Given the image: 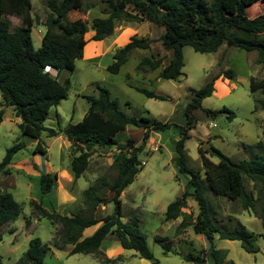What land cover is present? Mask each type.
I'll list each match as a JSON object with an SVG mask.
<instances>
[{
    "label": "trees",
    "instance_id": "trees-1",
    "mask_svg": "<svg viewBox=\"0 0 264 264\" xmlns=\"http://www.w3.org/2000/svg\"><path fill=\"white\" fill-rule=\"evenodd\" d=\"M77 0H59L48 3L50 12L44 22L41 45L33 46L31 30L33 18L30 14L31 0H0V97L1 104L10 107L13 114L20 119L18 127L22 136L35 140L33 153L45 154L40 135L48 137L61 132L69 140L70 172L74 179L80 177L87 169L93 149L97 147H114L111 167L115 176L109 179L105 174L95 179L82 191V207L70 214H61L45 209L40 202L30 200L36 217H44L53 225L55 233L50 243L43 242L39 237L28 241L26 250L19 260L13 264H44V257L50 247L63 249L69 245L68 254L92 255L102 263H109L108 258L100 256L99 247L108 234L117 238L120 247L134 250L140 257L150 260L149 264H157L147 247L144 234L138 229L137 221L131 223L121 220L120 195L141 170L142 163L139 153L153 131H164L172 126L179 129V138L174 145L173 164L178 173L187 175L185 188L180 196L169 202L164 212L165 220H174L182 216L186 207V198L191 196L198 206L193 223V230L207 241L206 255L211 264H223L226 250L216 248L214 237L237 240L240 246L250 253L258 251L254 242L264 238V230L254 233L243 224L238 223L231 229L220 227L212 216L209 201L205 195L207 187L214 195L228 201L237 200L243 209L255 210L257 198L244 186L243 177L259 183L264 188V154L256 153L251 159L232 160L219 149L211 146V151L198 147L202 164L203 178L199 171L193 170L187 161L185 140L190 137L189 131L194 126L192 111L202 108L201 102L212 94L214 80L222 76L233 79L235 73L231 68L220 69L210 77L203 86L192 89L188 102L183 109L185 123L178 125L170 121H160L153 117L128 114L113 97L110 91L97 85V93L86 94L87 110L81 120L68 123L63 129H54L44 125L49 116L50 108L65 99L70 87V78L66 76L62 82L59 76L62 71L72 72L75 60L81 57L82 36L88 30L87 23L81 19L68 21L67 13L74 7ZM257 0H100L101 12L105 17L96 16L90 21L93 30L92 40H102L112 35L115 21L127 22L147 21L161 26L162 33L158 40L171 56L166 64H162L163 56H142L136 64L140 72L159 69L161 79L177 80L183 75L182 48L190 46L195 52L213 53L225 43L246 52L254 51L255 60L264 66V11L252 18L247 15L249 4ZM13 13L20 18V24L11 27L3 13ZM149 38L135 36L127 43L118 47L112 54L111 62L106 66L109 73L116 74L127 61L129 53L134 49H149ZM55 71L52 74L48 69ZM129 78L128 75H126ZM136 91L147 98L158 100L166 96L142 86L130 84ZM250 91L260 90L263 98L255 99V109H264V80L249 78ZM220 110L203 108L207 116L215 117ZM148 112L147 110H145ZM231 120L234 113L228 111ZM3 109H0V120ZM57 122L58 113H55ZM141 128V143L132 138L124 141L116 135L126 127ZM25 146L18 140L8 147L0 162V170L9 173L7 166L13 155ZM256 147L261 143L256 142ZM216 156L212 161L208 156ZM35 166V165H34ZM55 174L39 172V189L41 194L51 191ZM206 188V189H207ZM109 193V194H108ZM108 194V196H107ZM113 204V212L101 217L95 216L99 206ZM21 205L11 193L0 188V238L1 229L21 213ZM257 215V214H256ZM261 217L264 218V207ZM100 223L88 236L82 237V231ZM58 225V227L56 226ZM182 225V222L179 223ZM264 228V221H263ZM9 232H12L10 229ZM154 241L164 252L171 250V241L164 236L156 235ZM184 260L193 264H203L204 257L187 254ZM0 264L4 263L0 256Z\"/></svg>",
    "mask_w": 264,
    "mask_h": 264
},
{
    "label": "rangeland",
    "instance_id": "rangeland-1",
    "mask_svg": "<svg viewBox=\"0 0 264 264\" xmlns=\"http://www.w3.org/2000/svg\"><path fill=\"white\" fill-rule=\"evenodd\" d=\"M51 1L58 2L59 0H31L30 14L33 18L31 37L35 48L41 45V35L45 29L44 22L50 12L48 3ZM101 8L100 0H77L74 7L67 13L68 21L81 19L87 23L88 30L82 36L84 43L81 57L75 60L74 70L71 73L62 71L59 76L60 82L66 76L70 78L67 97L50 108L49 116L44 121L45 126L61 130L68 123L81 120L87 110L84 95H96L97 85L105 86L128 114L149 116L160 121L183 125L185 123L183 109L188 102L191 90L203 86L220 69L231 68L235 77L233 79L217 77L214 80L212 94L201 102L202 108L192 111L194 126L190 129V137L185 140L184 144L188 165L193 170L199 171L203 178L198 150L203 141H207L210 146L219 149L235 161L241 158L251 159L256 153L264 154V109L254 107L255 99L263 98V94L260 90L252 92L249 88L250 77L264 80V66L256 62L254 51L246 52L229 47L225 43L213 53H199L190 46H184L182 48L184 65L181 69L183 75L177 80L161 78L156 80L155 72L157 73L158 70L151 72L153 74L150 71L140 72L136 69V64L144 55L163 56L162 64L168 62L171 51L164 49L158 40L163 28L147 21L118 20L115 21L113 33L107 37L109 39L106 42L103 39L95 41L91 39L93 30L90 29L89 24L93 17L106 16L101 12ZM246 10L250 18L262 13L264 0L249 4ZM3 17L9 20L11 27L20 24L19 16L13 13L5 12ZM133 36L149 38L150 48L132 50L119 72L109 73L106 66L111 62L114 50L123 46ZM107 42H113L110 51L105 49ZM50 72L55 74V71L51 69ZM142 79L151 81L145 82ZM130 84L153 90L166 96V99L147 98L130 87ZM203 108L226 109L219 111L215 117H211L206 115ZM0 109H3L0 120V162L6 149L13 143L22 139L25 144L13 155L12 167H7L9 173L5 174L0 170V188L11 193L22 208L20 215L1 229L0 256L4 263L13 264L26 250L31 238L39 237L49 244L55 233L48 219L36 217L29 201L35 200L47 210L59 213L81 209L82 191L88 185L93 184L95 179L103 174L109 179L115 176V169L111 167V164L116 150L114 147L93 149L87 169L76 179V183L68 180V177H59V180L56 176L55 185L51 191L41 194L38 175L32 174L34 170L31 171L29 168L31 162H36L38 159L37 155H33L35 140L21 135L18 127L19 121L11 112V108L0 105ZM228 111L234 113L231 120L227 118ZM55 113L60 116L58 122ZM142 132L141 129L127 127L116 137L120 141L129 137L139 144ZM60 134L61 136L48 137L42 132L40 135V140L46 149L45 156L52 169L67 165L69 142L62 132ZM178 138L179 129L175 126L164 131L150 133L143 150L139 153L142 168L120 195L121 220L128 223L137 221L138 229L144 234L147 247L153 258L158 261L157 264H193L184 260L187 254L204 257L203 264H211L206 255L207 241L193 230L198 206L191 196L186 198L183 218L180 216L174 220L164 219L167 204L180 196L187 180V175L178 173L172 161L174 145ZM256 142H260L261 146H254ZM204 155L212 161H217L214 155L210 156L207 152H204ZM243 183L247 191L257 198L255 210L243 209L239 201H228L221 196L214 195L205 187V195L209 201L212 216L220 227L231 229L241 223L248 230L261 233L264 230V218L261 217L264 207V188L247 176L243 177ZM112 212L113 204L108 203L105 206H99L95 216L101 217ZM180 222L182 225H179ZM9 226L12 227V232H9L11 229ZM156 235L164 236L171 241L170 251L164 252L154 241ZM109 236L114 237L115 235L109 234ZM214 245L216 248L226 250L223 264H264V238L259 237L254 242L258 249L255 253L246 252L237 240L220 239L218 236L214 237ZM69 248V245L63 249L50 247L44 257V264H104L90 255L79 253L69 255ZM121 250L122 254L117 257V261L109 264L150 263L149 259L140 257L134 250L123 248Z\"/></svg>",
    "mask_w": 264,
    "mask_h": 264
},
{
    "label": "crops",
    "instance_id": "crops-1",
    "mask_svg": "<svg viewBox=\"0 0 264 264\" xmlns=\"http://www.w3.org/2000/svg\"><path fill=\"white\" fill-rule=\"evenodd\" d=\"M109 38H104L103 40L106 42L107 40H108ZM107 45L105 46V49L107 50H109L110 48H111V46L113 45V42H107L106 43ZM110 51V50H109ZM108 65V64H107ZM156 70H158L159 71V69H156ZM156 70H153V71H150V73L151 72H155ZM147 72H149V71H147ZM117 74V73H116ZM151 74H153V73H151ZM155 75H156V80H158L159 79V77H158V72L156 73L155 72ZM126 76V75H125ZM154 79V80H155ZM226 79V78H225ZM143 80V79H142ZM145 80V82H148V81H151V80H146V79H144ZM143 80V81H144ZM137 86V85H136ZM143 87V86H142ZM133 88V87H132ZM1 106H3V105H1ZM3 107H5V106H3ZM8 108V107H7ZM10 108V107H9ZM148 111V110H147ZM11 112H12V109H11ZM146 112V111H145ZM16 117V116H15ZM17 119H18V121H20V119L18 118V117H16ZM128 127H131V126H128ZM135 128V127H134ZM126 129H127V127H126ZM137 129H141V128H137ZM142 130V129H141ZM125 131V130H124ZM157 132V131H156ZM64 134V133H63ZM65 135V134H64ZM57 136H61V134L60 135H57ZM151 138V137H150ZM67 139V141L69 142V140H68V138H66ZM68 145H69V143H68ZM67 150H68V148H67ZM69 153V151L67 152V156H66V163H67V165H66V167H62V168H55V169H52V166L51 165H49L48 164V160H47V156H45L46 155V152H45V154H42V153H39V152H36V153H33V155H37L38 156V159L36 160V162H31V164L29 165V168L31 169V171L32 170H34V173H32V174H34V175H38L39 174V172H43V173H51V174H55V176H58V179L60 180V178H63L64 176L65 177H68L69 179L68 180H71V181H73L74 183H76L75 181H76V179H74L73 178V176L70 174V167H69V164H70V160H71V157H70V154H68ZM44 156L46 157V158H44ZM44 160H45V164H44ZM11 162H12V160H11ZM10 162V164L7 166L8 168H10V167H12V163ZM35 165V166H34ZM28 174H30V173H28ZM83 175V174H82ZM60 177V178H59ZM55 184L53 183V186H54ZM53 186H52V188H53ZM69 188V187H68ZM81 205H82V202H81ZM82 207V206H81ZM80 208V207H79ZM46 209V208H45ZM98 210V209H97ZM54 211V210H53ZM77 210H74V211H67V212H63V213H61V214H70L71 212H76ZM100 223L98 222V223H96L95 225H93V226H90V227H93L92 229H90V230H87V229H89L90 227H87V228H85L83 231H82V237H85V236H88L89 234H91L96 228H97V226L99 225ZM7 225H9V224H7ZM10 228H11V230H12V227L11 226H9ZM110 235H112V234H110ZM103 243H105V244H103ZM99 251H100V256H102L103 258H108L109 260H110V262L109 263H113V262H115V261H117V257L120 255V254H122V250H121V248H120V244H119V242H118V240H117V238L114 236V237H110L109 236V234L104 238V240L102 241V243H101V245H100V247H99ZM89 255V254H88ZM90 256H92V255H90ZM93 257V256H92ZM94 259H96L95 257H94ZM97 261H99L98 259H96ZM100 262V261H99ZM102 263V262H101ZM109 263H104V264H109Z\"/></svg>",
    "mask_w": 264,
    "mask_h": 264
},
{
    "label": "water",
    "instance_id": "water-1",
    "mask_svg": "<svg viewBox=\"0 0 264 264\" xmlns=\"http://www.w3.org/2000/svg\"><path fill=\"white\" fill-rule=\"evenodd\" d=\"M200 147L203 150H209V151H211V146L209 145V143L207 141L201 142Z\"/></svg>",
    "mask_w": 264,
    "mask_h": 264
},
{
    "label": "clouds",
    "instance_id": "clouds-1",
    "mask_svg": "<svg viewBox=\"0 0 264 264\" xmlns=\"http://www.w3.org/2000/svg\"><path fill=\"white\" fill-rule=\"evenodd\" d=\"M47 70V69H46ZM48 70L50 71L49 67H48Z\"/></svg>",
    "mask_w": 264,
    "mask_h": 264
},
{
    "label": "built area",
    "instance_id": "built-area-1",
    "mask_svg": "<svg viewBox=\"0 0 264 264\" xmlns=\"http://www.w3.org/2000/svg\"><path fill=\"white\" fill-rule=\"evenodd\" d=\"M46 69H48V67Z\"/></svg>",
    "mask_w": 264,
    "mask_h": 264
}]
</instances>
